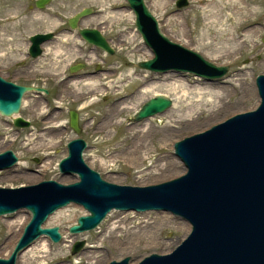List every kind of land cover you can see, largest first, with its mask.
Listing matches in <instances>:
<instances>
[{
	"label": "rangeland",
	"instance_id": "obj_1",
	"mask_svg": "<svg viewBox=\"0 0 264 264\" xmlns=\"http://www.w3.org/2000/svg\"><path fill=\"white\" fill-rule=\"evenodd\" d=\"M175 1L145 0L170 40L216 65H228L224 76L203 80L190 73H155L139 68L137 62L152 57V52L136 30L126 0H52L43 9L36 8L34 0H0V74L49 90L56 82L64 86L56 102L62 110L48 119L44 116L49 107L40 96L36 98V91L24 95L18 114L30 120L29 126L16 130L10 125L11 117L0 115V152L12 149L19 157L16 166L0 171V186L15 187L50 178L62 183L75 181L76 177L58 172L57 163L67 154L68 140L76 136L88 145L83 151L84 161L105 180L129 185L168 180L183 173L166 168L167 161L175 158L174 141L256 106L257 94L247 93V88L255 86L257 74H264V0H188L180 8ZM84 7L91 12L79 26L100 29L114 49L112 54L88 44L68 27L67 18ZM64 27L66 31H62ZM48 31L53 38L44 44L40 56L30 58L28 37ZM77 62L84 67L74 71L81 76L72 78L69 67ZM96 64L103 71L83 76ZM177 84L180 86L171 88ZM155 94L169 97L171 107L132 121L140 105ZM69 109L84 123L79 134L63 126ZM26 211L0 216V257H6L13 247L9 243L13 240L10 224L17 218L28 221L30 213ZM86 213L73 203L54 211L42 226H58L61 239L36 238L32 243L43 237L48 240L44 251L36 248L27 254L26 262L21 258L16 264H107L123 257L136 263L149 253L170 252L188 231L178 227V217L164 211L112 209L95 228L70 233L69 226ZM164 214L167 218L158 221ZM110 216L115 217V223L110 222ZM75 242L83 244L72 252ZM41 255L45 257L37 259Z\"/></svg>",
	"mask_w": 264,
	"mask_h": 264
},
{
	"label": "water",
	"instance_id": "obj_2",
	"mask_svg": "<svg viewBox=\"0 0 264 264\" xmlns=\"http://www.w3.org/2000/svg\"><path fill=\"white\" fill-rule=\"evenodd\" d=\"M52 0H34L44 8ZM134 15V25L152 57L137 62L139 68L155 72L191 73L205 80L222 77L228 65H216L200 53L171 41L159 28L158 21L144 0H126ZM188 0H176L178 8ZM91 9L84 7L67 18L70 30H77L86 42L107 53H113L100 30L78 27ZM53 33L37 32L28 37L30 57H38L42 45ZM83 63L71 65L74 72ZM259 104L240 112L210 128L174 143V154L186 167L178 177L145 186L121 185L102 179L82 158L84 139L67 142V155L58 163L62 175H77L78 180L61 183L54 179L19 187L0 186V216L26 209L30 219L0 264H16L23 249L39 236L57 242L58 226L41 227L55 210L70 203L80 205L88 215H81L70 225L77 233L94 228L112 209L144 212L168 211L190 225L188 233L170 252L149 253L138 262L130 257L110 260L107 264H264V74L255 77ZM28 91H45L32 85L16 84L0 75V115L12 117L15 126H28L18 115L22 95ZM172 100L156 94L145 100L132 121H140L163 113ZM69 125L80 132L76 111H69ZM11 149L0 152V170L16 164ZM83 242H75L72 252Z\"/></svg>",
	"mask_w": 264,
	"mask_h": 264
},
{
	"label": "bare ground",
	"instance_id": "obj_3",
	"mask_svg": "<svg viewBox=\"0 0 264 264\" xmlns=\"http://www.w3.org/2000/svg\"><path fill=\"white\" fill-rule=\"evenodd\" d=\"M178 86H180L179 84H177V85H173V86H171V88L172 89H174V88H176V87H178ZM254 87H255V89H254ZM254 87H249V88H247V90H248V92L247 93H251V92H256V94H257V87H256V84H255V86ZM182 91H183V93L185 94L187 91L185 90V89H182ZM197 93H199V95H201V92L200 91H198ZM209 95H212V94H209ZM257 102H259V96H258V94H257ZM141 137H143V135L141 134L140 135V138ZM173 139H175V138H173ZM173 139H171L170 141H169V145L171 146V144H172V142H173ZM132 155V154H131ZM176 155L173 153V157H175ZM178 161H180L177 157H175L173 160H171V161H167V163H166V168H170V169H174V170H176V172H182V171H185L186 170V167L184 166V164H182V167L179 165V162ZM176 168V169H175ZM157 214H158V212H157ZM111 217V216H110ZM167 218V214H164V215H159L158 216V221H161V220H163V219H166ZM18 219V218H17ZM15 220L13 223H11L10 224V232H9V234H13V235H11V236H13V240H11L9 243H11L12 245H14V243H15V239L17 238V236L19 235V232L23 229V226L25 225V223H26V221H27V218H20V219H18V220ZM110 219V222H114L115 223V217H111V218H109ZM122 220V219H121ZM178 222H179V224H180V226H178L179 228H185V229H187V230H189V228H190V225L188 224V226L186 225L185 226V221L184 220H181V219H179L178 218ZM187 223V222H186ZM18 226H19V228H18ZM16 228H17V230H16ZM144 237V236H143ZM46 242H48V240L45 238V237H43V238H40L39 240H38V242H36V243H31L29 246H27V248H25V249H23L22 251H21V253H20V255H19V257H18V261H20L21 260V258H23V261L24 262H26L27 261V254L28 253H31V254H33L34 253V250L36 249V248H38V249H40L41 248V252H43L44 251V249L47 247V245H48V243H46ZM43 248V249H42ZM45 256L44 255H41V256H38L37 257V259H43ZM98 259H96V261H97ZM102 264H104V263H102Z\"/></svg>",
	"mask_w": 264,
	"mask_h": 264
},
{
	"label": "flooded vegetation",
	"instance_id": "obj_4",
	"mask_svg": "<svg viewBox=\"0 0 264 264\" xmlns=\"http://www.w3.org/2000/svg\"><path fill=\"white\" fill-rule=\"evenodd\" d=\"M62 31H66V27L62 28ZM77 63H74V64H77ZM101 71H103V69L101 68V66L98 65V64H96V65H94V70L91 71V72H89V74H87V73H84V74L82 73V74H83V76H85V75H92V74H99ZM70 76L72 78H77V77H79L81 75L78 74V73H76V72H71ZM71 77H69V78H71ZM16 83H18V82H16ZM20 84H26V83H20ZM26 85H32V84H26ZM38 87H41V86H38ZM42 88H44V87H42ZM44 89H45V92H35V93H37V95H35V96H36V98L40 96V98L44 101V106L46 108L49 107L48 111L46 110L47 111L46 115L44 116L45 119H48L57 110H59V111L62 110L61 107H59L58 105H56V102H58V100H60V95H61V92L64 89V86L60 82H56V83H54V88L53 89H51V90H49L47 88H44ZM70 110L71 109L67 110V120L63 123V126L64 127L65 126H68L69 127V111ZM27 120H29V119H27ZM78 124H79V127H80V131L82 132V125L84 123L81 122V120H80L79 117H78Z\"/></svg>",
	"mask_w": 264,
	"mask_h": 264
}]
</instances>
